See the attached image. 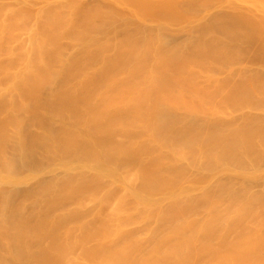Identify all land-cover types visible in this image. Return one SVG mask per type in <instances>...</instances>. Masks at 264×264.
I'll return each instance as SVG.
<instances>
[{
  "label": "bare ground",
  "instance_id": "1",
  "mask_svg": "<svg viewBox=\"0 0 264 264\" xmlns=\"http://www.w3.org/2000/svg\"><path fill=\"white\" fill-rule=\"evenodd\" d=\"M88 1L0 0V264H264V0Z\"/></svg>",
  "mask_w": 264,
  "mask_h": 264
},
{
  "label": "rangeland",
  "instance_id": "2",
  "mask_svg": "<svg viewBox=\"0 0 264 264\" xmlns=\"http://www.w3.org/2000/svg\"><path fill=\"white\" fill-rule=\"evenodd\" d=\"M6 1H9V0H6ZM87 1H88V0H87ZM97 1H98V0H97ZM97 1H96V0H95V1L89 0V1L87 2V4H93V5H96L95 3H97ZM97 4L100 5L99 2H98ZM93 5H92V6H93ZM121 34H122V33H121ZM121 34H120V35H121ZM123 34H124V33H123ZM67 49H69V48H67ZM33 128H36V127H33ZM36 129H38V128H36ZM36 129L34 130L35 132L30 130L31 133L33 132V133L35 134L36 132H38ZM31 135H32V134H31Z\"/></svg>",
  "mask_w": 264,
  "mask_h": 264
}]
</instances>
